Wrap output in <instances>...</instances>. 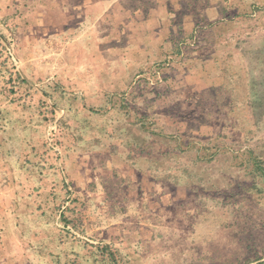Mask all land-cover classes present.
Wrapping results in <instances>:
<instances>
[{
	"label": "rangeland",
	"instance_id": "rangeland-1",
	"mask_svg": "<svg viewBox=\"0 0 264 264\" xmlns=\"http://www.w3.org/2000/svg\"><path fill=\"white\" fill-rule=\"evenodd\" d=\"M27 1L0 0V264L264 260V0Z\"/></svg>",
	"mask_w": 264,
	"mask_h": 264
},
{
	"label": "crops",
	"instance_id": "crops-1",
	"mask_svg": "<svg viewBox=\"0 0 264 264\" xmlns=\"http://www.w3.org/2000/svg\"><path fill=\"white\" fill-rule=\"evenodd\" d=\"M6 1H12L13 2V0H6ZM8 2V3H9ZM27 5H28V7L25 9V13L27 14L28 13V15H27V17H29L30 15H29V13L31 14V13H44V10L43 9H40V10H35V8H31L30 9V5H31V3H30V0H28L27 1ZM123 8L122 7H120L119 8V10H120V12H122L121 10H122ZM120 12H119V14H120ZM123 13V12H122ZM118 14V15H119ZM63 16V15H62ZM20 19H18V21H19ZM27 21H29V19L27 20ZM112 22V21H111ZM113 23H114V27H115V24H118V23H121L119 20H118V22L115 20V21H113ZM63 26H65V28L67 29V27L68 26H66L65 24H62ZM82 27V26H81ZM83 28V27H82ZM87 34V33H86ZM46 36L48 35V34H45ZM135 52V51H134ZM134 54V53H133ZM3 156L5 157V159L3 160V161H1V165H0V170H2L1 171V173L3 172H6L7 173V175L8 176H6L9 180H5V182H3V188L4 189H14V188H16V185H17V183L16 182H14L15 180H14V178L15 177H17L18 175V170L20 169L19 167H18V161L16 160V159H18L19 158V156H18V158H16V157H14L13 156V153H11L10 154V158H8V156H9V153H7V152H3ZM16 160V161H15ZM62 172H63V168L61 167V169H60ZM17 175V176H16ZM64 175V174H63ZM4 180V179H3ZM14 194V193H13ZM11 196V201L12 202H14V199H16L15 198V195L13 196V195H10ZM69 232V231H68ZM66 235V234H65ZM69 235H67V237H68ZM70 237V236H69ZM26 244H28V247H27V250H28V252L30 251L31 252V254H33L32 252V250H31V246H30V244L27 242ZM26 261L27 262H33V260L30 258V256H28L27 257V259H26ZM113 264H115V260H114V262H113Z\"/></svg>",
	"mask_w": 264,
	"mask_h": 264
},
{
	"label": "trees",
	"instance_id": "trees-1",
	"mask_svg": "<svg viewBox=\"0 0 264 264\" xmlns=\"http://www.w3.org/2000/svg\"><path fill=\"white\" fill-rule=\"evenodd\" d=\"M141 126H142L144 129L147 128V127H146V122H144V120L141 121ZM262 171L264 172V170H262ZM70 193H71V191L69 190V194H70ZM61 217H62L63 219L65 218L63 214L61 215ZM114 260H115V259H114ZM256 261H257V263H255V264H264V260H262L260 256L257 257ZM117 264H118V263H117Z\"/></svg>",
	"mask_w": 264,
	"mask_h": 264
}]
</instances>
